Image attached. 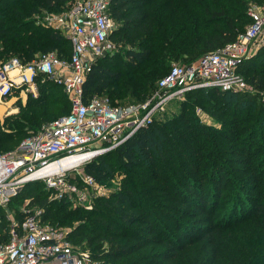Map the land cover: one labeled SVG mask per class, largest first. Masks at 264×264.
<instances>
[{
    "label": "trees",
    "instance_id": "obj_1",
    "mask_svg": "<svg viewBox=\"0 0 264 264\" xmlns=\"http://www.w3.org/2000/svg\"><path fill=\"white\" fill-rule=\"evenodd\" d=\"M73 1L0 0V64L11 58L28 63L53 51L67 58L68 40L36 25L35 17ZM252 4L264 6V0H110L115 27L108 41L117 51L92 64L82 102L97 96L113 105L143 102L173 64L191 65L234 42L250 24ZM237 73L250 93L192 90L179 115L153 120L108 151L125 174L109 199L82 211L53 200L39 185L43 192L29 194L28 205L42 210L45 224L67 228V240L87 248L91 264H264V46L241 61ZM36 85L22 119L0 131V153L69 113L62 87L41 77ZM194 101L219 119L221 129L186 112ZM103 156L82 168L98 184L108 179ZM75 182L82 186L79 177ZM38 183L23 185L9 202ZM23 217L18 213L17 222ZM8 226L0 221V242L8 239Z\"/></svg>",
    "mask_w": 264,
    "mask_h": 264
},
{
    "label": "built area",
    "instance_id": "obj_2",
    "mask_svg": "<svg viewBox=\"0 0 264 264\" xmlns=\"http://www.w3.org/2000/svg\"><path fill=\"white\" fill-rule=\"evenodd\" d=\"M109 5L110 0H75L56 16L41 13L35 17L36 25L57 30L68 40L67 58L60 59L53 51L28 63L11 58L0 64V107L9 103L16 92L36 94L39 77L62 87L71 104L67 115L42 126L14 150L0 153V207L7 205L23 185L43 182L53 200L75 201L90 208V194L100 184L83 174L79 186L76 176L69 182L68 172L91 158L68 170L51 166L75 156L91 152L99 155L117 148L140 128L162 119L170 104L184 101L192 90H244L237 66L252 55L264 31V6L253 4L247 10L250 24L234 42L191 65L173 64L143 102L113 105L106 96H97L83 103L81 85L86 74L97 58L114 50L108 41L115 27ZM200 113L196 111V115ZM41 219L42 210L30 211L21 222L10 226L8 239L0 242V264H85L87 254L70 244L67 231Z\"/></svg>",
    "mask_w": 264,
    "mask_h": 264
},
{
    "label": "rangeland",
    "instance_id": "obj_3",
    "mask_svg": "<svg viewBox=\"0 0 264 264\" xmlns=\"http://www.w3.org/2000/svg\"><path fill=\"white\" fill-rule=\"evenodd\" d=\"M65 9H66V7H63L61 10L46 11V12L42 11L41 13L42 14L47 13L51 16H56L60 12H63ZM261 46H264V31H262L260 33V35L257 39V43H256L255 47L252 49V54H254L256 52V50L258 48H260ZM116 51H117V47H114V50H112V52L108 53V54L113 55ZM241 77L245 83V88L243 91H241V93L242 94L250 93L251 88H250L249 84L247 83V81H245V78L242 75H241ZM36 96H37V93L36 94H32V93L27 94L25 92L24 93H21V92L14 93L11 101L9 103H7L6 105H3L0 108V131L8 130L11 126L15 125L18 120L22 119V112H23V109L26 105L27 100L29 98H34ZM180 103L181 102L176 103V104L175 103L170 104L162 119L163 120H165V119L169 120L172 117L179 115V112L181 111ZM195 103H196V101L191 103L188 106L189 108L187 109L186 112L189 111V114L190 115L192 114L193 116H195L196 120L200 124H202L203 126H206L209 128H215L218 130L221 129L219 119L216 116H212L208 109H204L203 105L198 106ZM195 105H197V106H195ZM197 110H201L200 115H196ZM221 119H228V118L222 117ZM1 151H4V150H1ZM6 152H9V151H6ZM101 155H105V156L101 157V160H102V162L104 161L103 163H105V165L107 166L106 174L108 176V179H106L103 183L100 184V188L98 190L93 191V194H90V197H89L90 199H88V201H90V203H91L90 206L92 208L94 206H96L97 203L109 199L111 194H113L114 192H118L119 190H121L123 179L125 178L124 171L119 168V165L115 161L114 156L112 154H109V153L107 154V152H105V153L99 154L97 156H101ZM97 156H95V157H97ZM95 157H92L91 159L86 161V163L91 162V160H93ZM86 163H84V164H86ZM83 165H81L80 167H78L74 171L68 172L69 177L70 178L75 177V176L77 177L78 174H80L79 175V178H80V176L84 174L83 170H82ZM39 185H41L45 188L44 189L45 192H48L46 190V187L44 186L45 184L43 182L35 184V185H29L27 187L28 189H26V191H23L18 196L17 200H14L13 202H9L10 204L8 203V205L0 207L1 208L0 211L2 213V214L0 213V221L7 222L9 224L8 231L10 230V226L18 221L16 219V215L18 213L27 214V212H30V211L32 212V211L40 209L38 206L28 205L29 199H30V196H28L29 194L36 195V194H39L40 192H43L42 187L39 188ZM42 195H43V193L41 194V196ZM47 195L50 198L52 197V196H50V194H47ZM22 197H25V198H22ZM69 206L71 208L80 207V209H82V211L91 210L90 209L91 207L86 208L87 205L86 206L79 205L75 201L70 202ZM97 207H98L97 209H101L104 212V215L106 216V218H112L113 220H115L114 215L109 210H107L103 206V204H99ZM85 215H87V214H85ZM78 217L83 218L82 215H78ZM62 230L67 231V228H64ZM79 248L81 249L82 252H85L88 256L87 260L85 261V264H91L90 260H89V250L83 246H80Z\"/></svg>",
    "mask_w": 264,
    "mask_h": 264
},
{
    "label": "bare ground",
    "instance_id": "obj_4",
    "mask_svg": "<svg viewBox=\"0 0 264 264\" xmlns=\"http://www.w3.org/2000/svg\"><path fill=\"white\" fill-rule=\"evenodd\" d=\"M97 155H98V153L91 152V153H88L86 155L75 156V157L69 158L67 160H63L61 163L55 164V165L51 166L50 168L54 167L59 171L68 170L72 167H75L76 165H79L80 163L87 160L88 158H92V157H95Z\"/></svg>",
    "mask_w": 264,
    "mask_h": 264
},
{
    "label": "crops",
    "instance_id": "obj_5",
    "mask_svg": "<svg viewBox=\"0 0 264 264\" xmlns=\"http://www.w3.org/2000/svg\"><path fill=\"white\" fill-rule=\"evenodd\" d=\"M1 107H2V106H1ZM1 107H0V108H1Z\"/></svg>",
    "mask_w": 264,
    "mask_h": 264
}]
</instances>
